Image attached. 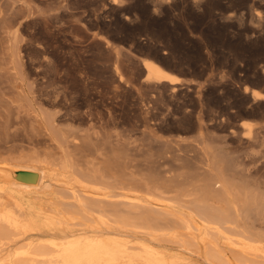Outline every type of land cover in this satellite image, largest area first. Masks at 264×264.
Returning a JSON list of instances; mask_svg holds the SVG:
<instances>
[{
	"label": "rangeland",
	"instance_id": "rangeland-1",
	"mask_svg": "<svg viewBox=\"0 0 264 264\" xmlns=\"http://www.w3.org/2000/svg\"><path fill=\"white\" fill-rule=\"evenodd\" d=\"M144 59L182 81H144ZM254 89L264 94V0H0V163L44 151L54 129L114 147L120 192L147 202L136 227L179 232L162 243L132 233L160 250L155 264L201 262L177 241L197 224L166 212L202 206L205 185L218 180L210 169L230 181L233 200L264 199V98ZM241 217L238 229L210 237L228 249L249 231L240 248L264 264L260 213ZM124 243L119 250L142 264L147 253Z\"/></svg>",
	"mask_w": 264,
	"mask_h": 264
},
{
	"label": "bare ground",
	"instance_id": "bare-ground-1",
	"mask_svg": "<svg viewBox=\"0 0 264 264\" xmlns=\"http://www.w3.org/2000/svg\"><path fill=\"white\" fill-rule=\"evenodd\" d=\"M143 66L147 72L143 78L148 83L169 82L175 85L182 81L152 60L144 59ZM250 92L253 99L264 98V94L258 90ZM114 120L112 117L113 127ZM252 124L242 123L246 128H251ZM51 135L50 141L53 143L44 151L34 152L17 162L0 163V264H139L137 254L133 257L124 248L125 251H122L128 254L125 256L119 250L122 241L133 251L137 248L139 252L147 253L139 262L155 264L154 257L160 254V250L145 243L149 240L135 242L132 233L138 228L148 233L147 236L154 242L160 243L167 237L178 239L179 232L167 233L169 231L166 229L165 233L153 229L155 227L151 229L144 226L146 223L136 227L133 215L143 211L141 209L146 208L147 202L137 204L130 193L120 192L114 147L109 149L99 140L80 144L78 136L72 131L54 129ZM20 172L34 173L36 178L34 181H25L18 177ZM207 177L218 180L214 185H205L206 202L202 206L197 205L196 211L190 207L188 211L166 212V215L174 216L179 225L197 224L194 228L190 225L191 230H196L189 236L190 240H177L182 244L179 247L184 253L201 259V262L193 264H256L248 258L253 248L246 245L240 248V245L251 240L249 231L242 232L235 240H229L228 249L223 247L227 242L216 238V234L221 232L223 226L237 228L241 219L238 221L234 216L242 218V214L250 219L254 213H260L258 220L264 227L263 197L252 198L245 194L243 201L237 198L233 200L231 183L224 175L210 169ZM217 183L220 184L218 188L215 187ZM210 203H216L217 206ZM210 232L216 237H210ZM255 245L262 243L256 240ZM257 246L255 250L259 251ZM228 250L233 252V259L227 257ZM120 254L124 255L122 259Z\"/></svg>",
	"mask_w": 264,
	"mask_h": 264
},
{
	"label": "water",
	"instance_id": "water-1",
	"mask_svg": "<svg viewBox=\"0 0 264 264\" xmlns=\"http://www.w3.org/2000/svg\"><path fill=\"white\" fill-rule=\"evenodd\" d=\"M146 73H147L146 70L143 68L142 75L144 76ZM18 177L20 179L25 180V181H34L35 178H36V175L34 173H24V172H20L18 174Z\"/></svg>",
	"mask_w": 264,
	"mask_h": 264
}]
</instances>
